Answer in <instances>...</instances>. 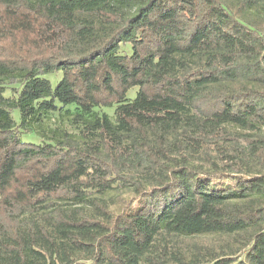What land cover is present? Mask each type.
I'll use <instances>...</instances> for the list:
<instances>
[{
  "label": "trees",
  "instance_id": "16d2710c",
  "mask_svg": "<svg viewBox=\"0 0 264 264\" xmlns=\"http://www.w3.org/2000/svg\"><path fill=\"white\" fill-rule=\"evenodd\" d=\"M0 264H264V0H0Z\"/></svg>",
  "mask_w": 264,
  "mask_h": 264
},
{
  "label": "rangeland",
  "instance_id": "374dc122",
  "mask_svg": "<svg viewBox=\"0 0 264 264\" xmlns=\"http://www.w3.org/2000/svg\"><path fill=\"white\" fill-rule=\"evenodd\" d=\"M45 77L50 81L52 88H54L61 79L62 74L59 72L55 76L52 74H48ZM136 91L137 88H133L130 91H128L127 94L129 97L133 98L135 96ZM102 112L109 115V117H113V108L103 109ZM13 115L15 118H17L18 116L17 111H14ZM50 119L51 120H45L44 122H42L40 126H36V125L33 126L31 133H29L28 135H21V138L23 140L40 142V139L42 138L41 133L43 129H46L48 127H59V128L69 129L68 122L64 117V115H62V112H55L54 114L51 115Z\"/></svg>",
  "mask_w": 264,
  "mask_h": 264
}]
</instances>
